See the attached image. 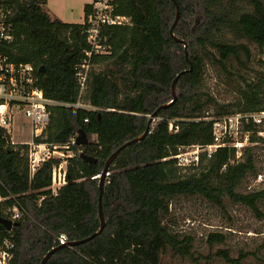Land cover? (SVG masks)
Listing matches in <instances>:
<instances>
[{"label": "trees", "instance_id": "obj_1", "mask_svg": "<svg viewBox=\"0 0 264 264\" xmlns=\"http://www.w3.org/2000/svg\"><path fill=\"white\" fill-rule=\"evenodd\" d=\"M46 4L0 0L14 36L1 50L11 61L33 67L46 98L90 106H49V122L36 141L64 146L83 130L88 143L70 147L75 155L65 159L67 183L52 193L51 170L62 161L52 158L30 174L27 147L22 152L10 145L0 129V216L12 221L10 230L0 224V243L14 244L7 264H39L60 245L61 234L68 242L98 230L104 163L144 133L153 113L147 135L124 148L108 168L103 230L82 244L62 246L45 264H241L230 247H215L225 243L220 232L195 245L194 237L178 228L171 204L200 197L219 207L242 204L261 218L264 187L240 189L255 172L256 145L244 147L238 159L234 148L201 153L189 167L164 158L182 145L211 144L207 115L264 110V0H115L116 13L130 22L104 29L111 51L93 57L79 99L75 73L89 47L84 24L50 17ZM90 9L84 5L83 16ZM190 66L178 77L173 100L172 81ZM208 70L235 89L233 101H218L206 83ZM170 121L177 131L170 130ZM254 134L251 143L264 142V135ZM80 153L96 162L84 161ZM13 206L22 211L18 219L10 217Z\"/></svg>", "mask_w": 264, "mask_h": 264}, {"label": "built area", "instance_id": "obj_2", "mask_svg": "<svg viewBox=\"0 0 264 264\" xmlns=\"http://www.w3.org/2000/svg\"><path fill=\"white\" fill-rule=\"evenodd\" d=\"M89 6L90 12L83 16L82 21L85 27V39L89 47L75 73L79 87L78 99L84 90L93 57L106 55L111 51L104 29L127 25L130 22L129 17L116 13L115 0H92ZM13 39V33L0 8V129L4 131L10 145L20 146L22 152L25 150L23 147H27L30 174L52 158L62 161L60 165H54L51 170L49 189L55 193L57 189L67 183L65 159L75 155L70 147L76 145L77 133H74L64 146L37 142L36 139L41 137L49 122L48 107L58 105L66 108L89 109L90 106L80 103L79 100L72 104L46 98L38 86L33 67L30 64L15 63L2 52L3 46L10 44ZM203 119L212 121V143L205 146L197 144L179 146L174 155L166 157L164 160L174 159L177 166L189 167L198 163L201 153L210 156L212 152L222 147L234 148L235 157L238 159L243 148L251 144L250 135L264 132V110L236 112L216 117L207 115ZM168 125L170 130L177 131L178 127H173L172 121ZM251 127L257 131L252 132ZM14 130L23 131L21 139L17 141L12 139ZM10 211L11 219L21 217L22 211L19 207L13 206ZM57 239L59 244L67 242L64 234L58 236ZM13 248L14 244L8 239L0 243V264H7L11 260Z\"/></svg>", "mask_w": 264, "mask_h": 264}, {"label": "rangeland", "instance_id": "obj_3", "mask_svg": "<svg viewBox=\"0 0 264 264\" xmlns=\"http://www.w3.org/2000/svg\"><path fill=\"white\" fill-rule=\"evenodd\" d=\"M91 1L47 0L44 8L50 17L58 18L62 22L82 23L83 7ZM252 76L253 74L249 75ZM215 77L213 72L208 70L206 83L215 97L220 102L233 101L236 97L235 89ZM209 113H213L212 109ZM22 132L14 130L12 139L15 141L21 139ZM254 135L262 137L264 132L260 134L256 132ZM252 144L256 145L255 172L247 175L243 180L240 188L243 191L264 187V142L250 145ZM171 207L178 228L191 234L195 245H205L208 234L220 232L225 236V243H217L215 247H230L232 256L234 259H240L241 264H264V204L259 206L261 218L242 204L225 202L223 207H219L200 197L178 198L173 201ZM238 250L246 254L238 256ZM254 251H256L255 255Z\"/></svg>", "mask_w": 264, "mask_h": 264}, {"label": "water", "instance_id": "obj_4", "mask_svg": "<svg viewBox=\"0 0 264 264\" xmlns=\"http://www.w3.org/2000/svg\"><path fill=\"white\" fill-rule=\"evenodd\" d=\"M177 17H178V8H176V15H175V19H174V22H173V25L176 23L177 21ZM170 33L173 37V33L170 29ZM176 41H179L181 42L179 39H176L175 37H173ZM184 47H185V44H184ZM191 70V66L189 67V69L187 70H183L181 71L172 81V85H171V91H172V96H173V100L176 98V95H175V91H174V86H175V83L178 79V77L183 74V73H186L188 71ZM39 71H43V67L41 66L39 68ZM167 105H164L163 107H165ZM149 120H148V124L146 126V129L144 131V133L137 137V138H134L126 143H124L123 145H121L120 147H118L105 161L104 163V167H103V170L101 172V174L98 176V180H99V184H98V188H99V194H98V218H99V228L96 232H94L92 235L84 238V239H80V240H76V241H68L66 242L65 244H60L59 246L55 247V248H52L50 249L45 255L44 257L42 258V260L40 261L39 264H45L48 260V258L51 256V254L56 251L57 249L61 248L62 246H69V247H72V246H75V245H78V244H82L90 239H92L94 236L98 235L104 228L105 226V219H104V215H103V211H102V207H101V196H102V192H103V186H104V180L106 178V176L108 175V168L109 166L112 164V162L115 160V158L118 156V154L126 147H128L129 145L133 144V143H136L140 140H142L148 133L149 131V127H150V124L152 122V120L154 119L155 117V114L153 113L152 115H149ZM77 135L75 137V141H76V145L78 146H82V145H85L88 143V137L87 135L85 134V132L83 130H78L77 132ZM80 158L83 159L84 161L86 162H96L95 159L91 158V157H88L86 156L85 154L83 153H80ZM0 224L3 225L7 230H10L11 229V226H12V221L8 218H5V217H1L0 216Z\"/></svg>", "mask_w": 264, "mask_h": 264}]
</instances>
